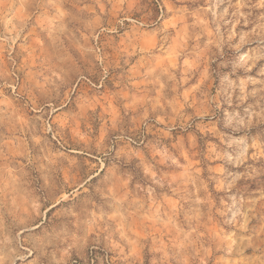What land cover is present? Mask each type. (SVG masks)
Wrapping results in <instances>:
<instances>
[{
	"label": "rangeland",
	"instance_id": "1",
	"mask_svg": "<svg viewBox=\"0 0 264 264\" xmlns=\"http://www.w3.org/2000/svg\"><path fill=\"white\" fill-rule=\"evenodd\" d=\"M0 264H264V0H0Z\"/></svg>",
	"mask_w": 264,
	"mask_h": 264
}]
</instances>
